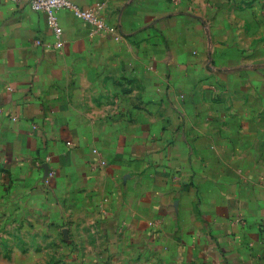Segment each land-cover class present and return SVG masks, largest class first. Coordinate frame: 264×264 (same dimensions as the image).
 Masks as SVG:
<instances>
[{"label": "crops", "instance_id": "crops-1", "mask_svg": "<svg viewBox=\"0 0 264 264\" xmlns=\"http://www.w3.org/2000/svg\"><path fill=\"white\" fill-rule=\"evenodd\" d=\"M72 1L0 0V264H264V0Z\"/></svg>", "mask_w": 264, "mask_h": 264}, {"label": "built area", "instance_id": "built-area-1", "mask_svg": "<svg viewBox=\"0 0 264 264\" xmlns=\"http://www.w3.org/2000/svg\"><path fill=\"white\" fill-rule=\"evenodd\" d=\"M15 4H24L35 11L44 12L46 14L47 27L51 30L55 37V47L60 48L62 46L61 34L62 27L58 19V11L61 9H68L74 13L79 19L89 23L97 31H103L105 28V22L102 16L98 14L95 9H86L77 6L72 0H8ZM96 151V150H95ZM51 161L50 156L46 157V162ZM102 161L101 164H104ZM56 171L47 167L44 171L43 182L48 185L54 178ZM235 221L240 224H244V217L238 215Z\"/></svg>", "mask_w": 264, "mask_h": 264}]
</instances>
